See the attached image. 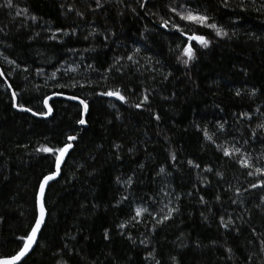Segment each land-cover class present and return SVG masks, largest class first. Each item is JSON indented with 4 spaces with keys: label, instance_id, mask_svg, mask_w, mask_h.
<instances>
[{
    "label": "trees",
    "instance_id": "16d2710c",
    "mask_svg": "<svg viewBox=\"0 0 264 264\" xmlns=\"http://www.w3.org/2000/svg\"><path fill=\"white\" fill-rule=\"evenodd\" d=\"M171 2L148 0L141 9L136 0H102L97 9L95 0H12L11 8L0 7V71L5 73L0 77V257L18 250L16 237L33 222L38 182L53 168L54 158L35 149L62 146L76 134L61 175L46 190L48 215L38 245L20 264H264L259 250L264 187H249L264 177L247 176L249 169L217 150L218 145L240 147L253 163L264 164L257 160L264 157V131L256 129L264 122L261 0H245L244 6L230 0L229 8L221 0H175L209 14L229 33L224 38L198 25L185 27L169 11ZM169 18L210 41L208 48L192 42L197 59L188 67L173 51L185 37L160 27L161 19ZM128 55L139 63L128 61ZM120 57L121 71L109 72ZM65 69L75 71L64 75ZM53 72L56 80L49 79ZM5 79L22 93L20 102L34 110L46 111L41 97L58 93L88 99L86 124H77L82 106L68 99H50L48 118L13 109ZM57 82L85 87L61 89ZM105 88H120L129 102L95 95ZM144 94L149 103L132 107ZM129 177L130 187L123 184ZM136 206L157 219L144 213L137 217L139 224L128 223ZM170 209L179 211L157 224ZM221 216L234 226L221 227ZM121 223L127 227L119 228ZM149 253L155 260L145 259Z\"/></svg>",
    "mask_w": 264,
    "mask_h": 264
},
{
    "label": "snow or ice",
    "instance_id": "6c2138e0",
    "mask_svg": "<svg viewBox=\"0 0 264 264\" xmlns=\"http://www.w3.org/2000/svg\"><path fill=\"white\" fill-rule=\"evenodd\" d=\"M123 0H117V3H122ZM96 8L99 9L103 7L102 0H95ZM136 3L139 4L141 9L145 8V5L148 3V0H136ZM250 3L255 4L256 0H250ZM262 7L257 9L258 12L264 13V0H261ZM221 4L224 8L230 7V0H221ZM245 5V0H240V6ZM13 6L12 0H4V3L0 5V7H9L11 8ZM169 11L172 12L175 16L179 17V20L185 21L187 27L188 24L191 25H198L201 28H207L211 29L215 32V35L220 38L228 37L229 33L225 30L224 27L220 26L217 22L214 21V19L207 14L206 12L202 13L197 8H188L185 6V3H179L177 4L175 0H172V2L169 4ZM241 10H244L243 7H241ZM26 11V10H25ZM68 11H73L71 7L68 8ZM95 11V9H93ZM132 11L135 13L136 9L133 8ZM79 16H82L83 14L77 11L76 13ZM17 15H20L18 12ZM155 15V13H153ZM31 19L35 21L36 17L32 16ZM160 27L164 29H168L169 31L175 30V32L179 33L181 37H185V40L181 41L177 44V48L173 51H175L176 60L178 63L184 65L185 67H188L191 63H193L197 59V51L198 49L194 47L193 41L196 42V44L200 45L203 48H208L210 45V41L206 38V34H198L194 29H189L187 32L184 31L180 27V25L174 21L169 19H161ZM0 31H3V29H0ZM74 34V33H73ZM94 33H90L92 35ZM234 34V33H233ZM67 35V33H65ZM52 39H55V36L51 37ZM87 39V37H85ZM181 44L183 46L181 47ZM140 48H136L134 50L135 54H139ZM124 59L123 57L117 58L115 64L112 67H109L108 71L112 72L115 68L116 71H121V68L116 67L120 63V60ZM128 61H132L133 64H138L139 61L134 59V55H128L126 57ZM150 59V58H149ZM9 65H12L13 68L19 67L16 64V61L14 60H8L7 61ZM89 68L92 66L89 65ZM95 70V69H93ZM24 72H28L27 68L23 69ZM57 71H60V69H57ZM75 69H65L64 75H68L69 72H74ZM11 73H9L10 75ZM41 71L37 72V75H40ZM170 75V73H169ZM5 73L3 71H0V77H4ZM168 77L165 76L164 79L166 80ZM27 79V77H25ZM49 79L56 80V72H53L51 74V77ZM105 82L107 81V77H103ZM74 80V78H73ZM4 84L7 85V89L11 92V107L19 112L24 113H30L32 116H41L44 118H47L50 116L53 112V108L49 105V100L51 97L44 96L41 97V102L43 104V107L47 109V111L42 110H34L32 107L26 106L24 103L20 102V96L22 93H18L17 91L13 90V86L11 83L8 82L7 79L4 80ZM85 87L84 84H79V82H72V83H59L57 82L55 84V87L58 88H69L74 89L75 87ZM88 86H91L90 84ZM39 88L40 86H36ZM146 91V90H145ZM238 96L240 95L239 91L236 93ZM58 95H63V93H58ZM95 95L101 96V97H114L116 100H119L122 103H128L129 102V96L126 95L120 88H105V90H101L98 92H95ZM252 95H255V92L253 91ZM68 100L76 101L78 106H82V116L77 120V124L79 125H85L86 120L83 118V115L87 114L89 111V101L86 98H81L80 96L76 95L75 93L71 95H67L65 97ZM149 103V95L144 94L141 99L138 100V102L131 104L132 107H135L137 109L142 108L144 105ZM247 116V113L244 114ZM157 121L160 120V116L156 115L154 117ZM248 119L251 120V117L248 116ZM256 129L264 131V122L259 123L256 125ZM224 125H219V131L223 132ZM204 136L208 141H212L213 137L208 134V131L206 129L203 130ZM258 133L257 130L252 131V138L255 139L257 137ZM67 142L64 143L62 146L57 145H45L41 146L40 148L35 149L36 152H43L48 154L49 156L53 157V168L45 175H43L38 182V187L36 189V194L34 197V205H35V214L33 218V222L30 225L28 231L25 234L19 235L16 237V240H18L20 243L18 244L17 248L18 250L11 255L10 257H0V264H20L21 261H23L34 249L35 246L38 245V237L41 233L43 227L46 225L47 220V209H46V189L49 187L50 182L57 180V178L62 173V165L65 162V158L68 156L69 151L73 149L74 144L73 141H76L78 139V136L76 134H71L67 136ZM245 143H249L248 140H245ZM117 148H119V145H116ZM217 150H220L223 152V156L228 157L229 159H232L235 157V162L240 164V166L244 169H249L247 171L246 175L249 177H264V164H260L259 166L257 163L252 162L251 155H246L241 153V148L233 146L232 148L224 147L223 145H218ZM171 159L173 161L176 160V155L174 153L171 154ZM257 160H264V157H259ZM188 164L199 168V164H194L192 160L188 161ZM142 167V166H141ZM205 171H212V169L208 168L205 169ZM165 172V169L163 167L160 168L159 173L163 174ZM216 175H221L219 172L216 173ZM117 182L120 183L119 177L117 178ZM126 186H131L132 184V178L129 177L127 180L123 182ZM249 187L251 189L264 187V179H254L249 182ZM248 189H245L247 191ZM236 194L239 195L240 191L239 189L236 190ZM167 195V194H166ZM128 197L123 196L122 200H126ZM217 200H219V196H217ZM201 203H206L204 200V197H200ZM262 201H264V197H262ZM233 203H236V200L232 201ZM172 211H179V209H170L169 213L165 214L163 216L162 220H157V224H163L165 221L171 219V212ZM135 216L131 217L128 223H136L139 224L141 221L137 219V217H142L144 213H148L149 216L153 220H156V216L152 215V213L148 212L147 208L141 209L137 208L135 210ZM230 225L234 226L233 220L229 218L227 221H225L224 217H220V226L224 228H228ZM127 227V224L121 223L119 225V228L124 229ZM155 231V229H152ZM238 231V229H237ZM121 235H125V233H121ZM253 235H256L255 230H253ZM129 240H132V236L128 235L127 237ZM105 239H109L107 231H105ZM141 243H144V241H141ZM67 247V245H65ZM259 250L260 253H264V237H261L259 240ZM228 252L231 253V249H228ZM153 259L155 260V256L152 255V253H149V256L145 257V259ZM231 258V257H229ZM175 259V258H173ZM249 262H251V257L248 258ZM67 264V262H65ZM156 264H160L159 260H156Z\"/></svg>",
    "mask_w": 264,
    "mask_h": 264
},
{
    "label": "water",
    "instance_id": "95a60500",
    "mask_svg": "<svg viewBox=\"0 0 264 264\" xmlns=\"http://www.w3.org/2000/svg\"><path fill=\"white\" fill-rule=\"evenodd\" d=\"M50 97H51V99L56 98V99H64V100H66V98H65L64 96H61V95H52V96H50ZM111 98H114V97H111ZM45 110L47 111V109H45ZM29 114H30V113H29ZM30 115H31V114H30ZM83 116H84V115H83ZM33 117H34V116H33ZM48 117H49V116H48ZM48 117H47V118H48ZM35 118L42 119V118H44V117H41V116H35ZM73 142H74V141H73ZM73 142H72V143H73ZM71 150H72V149H71ZM71 150H70V151H71ZM70 151H69V153H70ZM66 158H67V157H66ZM66 158H65V159H66ZM62 166H63V165H62ZM58 178H59V177H58ZM58 178H57V179H58ZM55 181H56V180H55ZM52 182H54V181H52ZM52 182H50V184H51ZM46 190H47V189H46ZM9 257H10V256H9ZM23 261H24V260H23ZM21 262H22V261H21ZM21 262H20V263H21Z\"/></svg>",
    "mask_w": 264,
    "mask_h": 264
},
{
    "label": "rangeland",
    "instance_id": "374dc122",
    "mask_svg": "<svg viewBox=\"0 0 264 264\" xmlns=\"http://www.w3.org/2000/svg\"><path fill=\"white\" fill-rule=\"evenodd\" d=\"M137 208L144 209L142 206H136V209H137ZM138 218H141V217H138Z\"/></svg>",
    "mask_w": 264,
    "mask_h": 264
}]
</instances>
